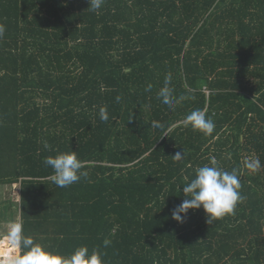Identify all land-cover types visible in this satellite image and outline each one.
<instances>
[{"label": "trees", "instance_id": "16d2710c", "mask_svg": "<svg viewBox=\"0 0 264 264\" xmlns=\"http://www.w3.org/2000/svg\"><path fill=\"white\" fill-rule=\"evenodd\" d=\"M88 6L0 0V186L19 185L1 221L19 211L36 243L63 255L100 246L104 264H264V0ZM168 73L174 95L195 100L161 103ZM195 109L211 136L184 126ZM69 151L87 176L57 187L42 161ZM212 157L238 171L242 202L212 224L202 209L176 222L183 186Z\"/></svg>", "mask_w": 264, "mask_h": 264}, {"label": "clouds", "instance_id": "9594fccd", "mask_svg": "<svg viewBox=\"0 0 264 264\" xmlns=\"http://www.w3.org/2000/svg\"><path fill=\"white\" fill-rule=\"evenodd\" d=\"M103 3L104 0H88V10L97 12ZM4 33L5 26L0 24V38H3ZM171 82L172 74L168 73L164 78L163 87L157 93L161 103L174 110L178 100H195V95L191 94L177 98L174 95V89L170 86ZM151 89L152 85L148 84L145 91L150 92ZM115 99L119 102L121 98L117 95ZM98 114L102 122L109 120L106 105L99 108ZM184 126H190L193 131H198L204 136H211L215 129L213 120L206 118V113L200 109L191 111L185 117ZM151 127L163 128L164 125L160 121L153 120ZM44 147L49 148L46 141ZM172 158L175 161H181L184 154L177 152ZM42 163L46 168L53 170L50 179L57 187H69L78 182L82 176H87V172L80 171L83 162L78 158L76 151L47 156ZM244 167L253 173L258 172L262 167L260 158L258 156L247 157L244 160ZM241 187L238 171L236 169L224 170L218 165L216 158L212 157L208 164L197 167L195 177L183 186L182 191L185 198L173 209L172 219L183 223L189 210L197 209L203 210L208 224L225 216L234 215L238 203L243 200ZM109 243L110 241L105 239L103 247H107ZM0 264H104V259L100 246L89 251L86 245H82L69 255L49 251L43 245L36 243L33 237L25 234L23 220L17 218L9 221L4 231L0 232Z\"/></svg>", "mask_w": 264, "mask_h": 264}, {"label": "rangeland", "instance_id": "374dc122", "mask_svg": "<svg viewBox=\"0 0 264 264\" xmlns=\"http://www.w3.org/2000/svg\"><path fill=\"white\" fill-rule=\"evenodd\" d=\"M19 203V185L13 186H0V212L2 211L3 207H9L11 205L17 206ZM2 213V212H1ZM0 213V215H1ZM6 216L9 214V210H4ZM18 215L14 219L19 218V211L17 212ZM7 223L2 222L0 219V232H3Z\"/></svg>", "mask_w": 264, "mask_h": 264}]
</instances>
